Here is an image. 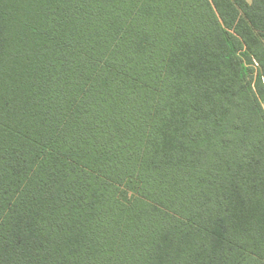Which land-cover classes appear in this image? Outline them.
I'll return each mask as SVG.
<instances>
[{
  "label": "trees",
  "instance_id": "1",
  "mask_svg": "<svg viewBox=\"0 0 264 264\" xmlns=\"http://www.w3.org/2000/svg\"><path fill=\"white\" fill-rule=\"evenodd\" d=\"M0 264H264V0H0Z\"/></svg>",
  "mask_w": 264,
  "mask_h": 264
},
{
  "label": "rangeland",
  "instance_id": "2",
  "mask_svg": "<svg viewBox=\"0 0 264 264\" xmlns=\"http://www.w3.org/2000/svg\"><path fill=\"white\" fill-rule=\"evenodd\" d=\"M247 2H250V0H246Z\"/></svg>",
  "mask_w": 264,
  "mask_h": 264
}]
</instances>
